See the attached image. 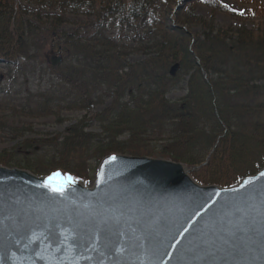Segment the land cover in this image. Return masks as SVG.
Returning <instances> with one entry per match:
<instances>
[{
  "label": "trees",
  "instance_id": "1",
  "mask_svg": "<svg viewBox=\"0 0 264 264\" xmlns=\"http://www.w3.org/2000/svg\"><path fill=\"white\" fill-rule=\"evenodd\" d=\"M16 1L86 22L71 32L58 30L63 20L57 16L35 24ZM196 1L234 15L218 0ZM166 2L0 0V61L25 81L30 71L41 69L34 75L40 83L35 92L17 86L14 74L8 78L12 85L0 93V111L37 118L101 108L63 134L28 141L22 137L34 134L31 127L12 128L0 119V141L16 142L0 153V165L42 176L59 172L88 184L109 155L170 160L189 169L209 156L191 176L202 185L223 188L260 170L264 8L250 13L257 21L251 29L241 28L229 38L212 24L193 33V24H206L193 15L191 3L174 11ZM123 42L141 47L147 59L130 64ZM54 53L61 63L48 67L46 56ZM184 81L185 96L169 101L167 94L183 90ZM238 165L242 171L236 174Z\"/></svg>",
  "mask_w": 264,
  "mask_h": 264
},
{
  "label": "water",
  "instance_id": "2",
  "mask_svg": "<svg viewBox=\"0 0 264 264\" xmlns=\"http://www.w3.org/2000/svg\"><path fill=\"white\" fill-rule=\"evenodd\" d=\"M189 171L110 155L91 184L55 192L50 176L0 166V264H264V167L227 189Z\"/></svg>",
  "mask_w": 264,
  "mask_h": 264
},
{
  "label": "rangeland",
  "instance_id": "3",
  "mask_svg": "<svg viewBox=\"0 0 264 264\" xmlns=\"http://www.w3.org/2000/svg\"><path fill=\"white\" fill-rule=\"evenodd\" d=\"M218 2L228 12L233 13L234 15H231L225 12H220V11H212L208 6L196 0H167L165 5L171 4V8L174 11L175 10L177 11L183 3H191L193 15L202 19L204 24H206V26L199 25V24L197 25L193 24L190 27L193 33H198V34L203 33L207 30V26L209 24H212L216 30L223 31L226 34V36H228L229 38H234L235 32L241 28L251 29L253 25L257 23V21L254 18H252L250 13L255 9H260L261 7L264 8V0H218ZM16 3L26 13V19L30 20L31 22H34L35 24H39V23L46 24L49 21H51L50 17L52 16H57L58 18L60 17L59 19L63 20V23L58 28L59 31L63 30L66 32H71L77 27V25H79L80 23L86 22V19L81 18V17L62 16L59 13L40 9L39 7H36L33 5L20 3L18 1H16ZM0 6H1V3H0ZM110 38L112 39V41L117 43V40L114 39L113 36H110ZM122 46H124L129 51L128 61L130 64L142 62L146 60L148 57L141 50L142 49L141 47L137 46L136 44H133L132 42L131 43L123 42ZM136 50H138V53L134 52ZM46 57H47L46 63L48 67L49 66L53 67L51 65L52 57L61 58L60 55L56 53L51 54L50 56L47 55ZM48 67L44 65L45 69H48ZM9 69L10 67H8L7 65L3 66L0 64V93L1 92L5 93L7 88H11V85H12L11 79H13L12 77L13 74L15 75V78L18 79V75L15 74L16 70L13 71V69H11V73H10ZM40 70L41 69H39V67H36L35 70L30 71L26 78L27 81L20 80V79H23V77H20L18 79L17 86L22 85L24 91L27 90V91L35 92V90L38 88V85L40 83L36 80L34 75H37L40 72ZM9 77L11 79H8ZM187 79L188 77L186 78V80ZM182 88L183 90L173 91L167 94V99L171 102L181 100L185 96V93H186L185 91L186 82L185 81L182 83ZM100 110H101L100 107H95V108L88 110L87 112L60 111L53 115L42 116V117H37V118L18 115L17 113L12 112V111L11 112H1L0 111V119H3V121L6 122L9 127H12V128L25 129V128L31 127L34 134L28 135L29 133H27L25 136L22 137L24 141H28V140H34L35 138L43 137L44 135H47L49 138H51L54 135L63 134L69 127L77 123L83 116L91 117L95 112H98ZM15 144L16 142H1L0 141V153L11 150ZM118 155H121V154H118ZM124 156H129V155H124ZM33 158L39 159L42 157H33ZM154 159H158V158H154ZM233 168H234L233 171L236 174H239V172L242 171V170H239V169H242V166L240 165H238V167L235 166ZM187 169L190 170L189 176L195 183L201 186L208 187L207 185H202L196 182L192 178L191 173L196 172L198 170L191 171V169L189 168ZM21 170H25V169H21ZM25 171H28L33 174V172L30 170H25ZM94 175L95 173L92 175V181L94 179ZM37 176L42 177L41 174Z\"/></svg>",
  "mask_w": 264,
  "mask_h": 264
},
{
  "label": "snow or ice",
  "instance_id": "4",
  "mask_svg": "<svg viewBox=\"0 0 264 264\" xmlns=\"http://www.w3.org/2000/svg\"><path fill=\"white\" fill-rule=\"evenodd\" d=\"M61 177V173L56 172L52 176H50L49 179V187L52 188L53 191L55 192H62L64 190V185L69 183L72 180V177L70 176H64L63 177V183H60L58 185H54L52 182L55 181L57 178ZM187 231V229H185Z\"/></svg>",
  "mask_w": 264,
  "mask_h": 264
},
{
  "label": "bare ground",
  "instance_id": "5",
  "mask_svg": "<svg viewBox=\"0 0 264 264\" xmlns=\"http://www.w3.org/2000/svg\"><path fill=\"white\" fill-rule=\"evenodd\" d=\"M97 169V168H96ZM95 172H96V170H95ZM94 172V173H95ZM53 174H50L49 176H52ZM61 179H63V177H60ZM92 183V182H91ZM91 183H89V184H91ZM89 184H87V185H89Z\"/></svg>",
  "mask_w": 264,
  "mask_h": 264
},
{
  "label": "flooded vegetation",
  "instance_id": "6",
  "mask_svg": "<svg viewBox=\"0 0 264 264\" xmlns=\"http://www.w3.org/2000/svg\"><path fill=\"white\" fill-rule=\"evenodd\" d=\"M2 65L4 66L5 65V62Z\"/></svg>",
  "mask_w": 264,
  "mask_h": 264
}]
</instances>
